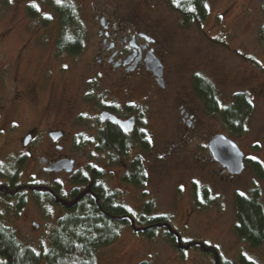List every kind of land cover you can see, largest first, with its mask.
I'll return each instance as SVG.
<instances>
[{"label": "rangeland", "instance_id": "obj_1", "mask_svg": "<svg viewBox=\"0 0 264 264\" xmlns=\"http://www.w3.org/2000/svg\"><path fill=\"white\" fill-rule=\"evenodd\" d=\"M48 1L0 0L3 171H12L15 161L23 158L17 169L21 186L49 188L56 184L67 192L73 173L95 165L99 181L134 214L151 201L153 213L169 217L182 239L216 247L232 264L239 253L263 264L264 245L252 248L234 232L233 193L247 194L257 188L264 207V179H258L245 160L242 172L231 176L207 149L212 136L223 134L245 158L255 156L264 167V42L258 37L264 24L261 0H206L205 20L189 26H182L178 13L164 0H70L84 28L83 47L77 54L59 55H55L57 15L47 6ZM32 3L39 5L36 18L26 11ZM97 16L110 22L118 40L134 32L153 39L152 47L163 64V88L149 73L127 77L111 70L108 55L101 53ZM98 53L100 64L96 62ZM196 73L212 84L220 106L228 104L236 92L249 97L252 111L242 134L230 135L219 117L204 111L192 91L191 79ZM106 105L119 114L128 106L137 108L147 149L132 144L119 157L95 149L101 123L97 113ZM181 105L195 116L189 125L182 121ZM58 130L63 135L53 142L49 132ZM29 133L31 139L23 145ZM136 156L147 173L142 188L121 180ZM60 158L74 161L72 172L45 170ZM195 181L198 188H209L213 198L201 207L194 205L192 197ZM27 194L17 213L12 202L9 207L0 202L3 218L23 245L47 248L63 211L44 201L37 203L29 191ZM144 260L151 264H214L213 257L198 250L188 249L181 255L161 231L152 238L141 236L133 224L123 226L113 242L95 253V264Z\"/></svg>", "mask_w": 264, "mask_h": 264}, {"label": "trees", "instance_id": "obj_2", "mask_svg": "<svg viewBox=\"0 0 264 264\" xmlns=\"http://www.w3.org/2000/svg\"><path fill=\"white\" fill-rule=\"evenodd\" d=\"M180 17L182 26L199 25L205 20L208 8L203 5L206 0H179V6L173 0H164ZM38 5V4H36ZM39 6V5H38ZM47 6L57 15L58 32L55 42V55L61 53L77 54L83 47L84 28L81 24L79 12L70 0H49ZM194 8V11H189ZM30 18L40 14L31 7H27ZM261 13L264 16V0H261ZM44 24L47 20L43 21ZM258 37L264 42V24L260 27ZM264 72V68L262 69ZM191 86L195 95L200 99L204 111L209 115L219 117L222 125L230 135H240L245 131L246 121L252 111L249 97L242 92L231 95L230 101L220 106L212 84L202 75L194 74ZM139 113L138 128L131 134H124L118 125L107 122L105 127L98 130L95 149L123 156L136 144L141 150L147 149L144 132H141ZM264 140V137H263ZM23 158L14 163V169L7 174L0 167V202L10 206L13 203L15 213L25 201L26 196L37 203L42 201L58 206L63 213L52 228L49 245L35 249L23 245L16 237L14 230L8 226L0 209V262L2 264H95L97 249L113 242L120 229L133 224V230L141 236L152 238L159 231L163 237L182 255L185 250H198L213 257L214 264H232L224 259L216 247L207 243L184 240L178 236L169 217L153 213L151 201L144 202L138 214H134L123 203L117 201V194L106 189L99 181L100 172L92 166L77 171L70 178L71 188L63 192L61 187L54 184L51 187L21 186L17 181V169ZM245 162L258 179H264V167L258 160L244 158ZM144 167L140 157H134L121 176L122 182L136 188H142L145 182ZM239 191L233 193L235 209V223L233 225L236 236L248 243L252 248L264 245V207L261 194L253 188L244 196ZM199 194V195H198ZM194 205L201 207L212 201L209 188L192 184ZM203 201V202H201ZM138 264H151L144 260ZM236 264H253L243 253H239ZM256 264V263H255ZM264 264V263H263Z\"/></svg>", "mask_w": 264, "mask_h": 264}, {"label": "flooded vegetation", "instance_id": "obj_3", "mask_svg": "<svg viewBox=\"0 0 264 264\" xmlns=\"http://www.w3.org/2000/svg\"><path fill=\"white\" fill-rule=\"evenodd\" d=\"M97 18H100V16L99 17L97 16ZM104 20H105L104 25L106 26V28L101 26V28L98 31V37L100 38L101 45H102L101 53L103 52V54L108 55L107 62L109 64H111V70L118 72L120 75L127 76V77H130L134 73H138V72L143 71V72L151 74V76L155 80V77L152 74V72L147 70V68L145 66V61H144L145 55L148 51H152V53L156 56L154 48L152 47L153 39L150 38L145 33L134 32V33H130L128 35H122L121 38L118 40V38L115 35H113L111 32L110 22L106 19H104ZM101 53H98L97 57H96V62L98 64L102 63L101 59L99 58V55ZM162 66H163V64H162ZM162 78H163V69H162ZM163 81H164V79H163ZM192 91H193V89H192ZM194 95H195V93H194ZM136 110H137V108L135 106L133 107L131 105V106H128L126 108V110L123 111L122 114H119L117 112L116 108H114L112 106H108V105L103 106L102 108L99 109V111L97 113L99 122H101L98 125L99 129H101L102 127H105L106 123L109 122V121L102 122L99 118V114L102 111H107V112L115 115L117 118H119L121 120H126V119L132 117L134 119V123H133V130L131 132L124 133L123 130L121 129V127L118 124H116V125L119 126V128L121 129V131L124 134L133 133L138 128V123H139V112H137ZM179 112L182 115V121H184L186 124L187 123L190 124V122L192 120H195L194 114L192 112H190L187 108L183 107L182 105L180 106ZM97 122H98V120H97ZM110 123H112V122H110ZM99 129H97V132ZM62 135H63V133H62ZM56 148L60 149V146L56 145ZM73 165H74V163H73Z\"/></svg>", "mask_w": 264, "mask_h": 264}, {"label": "water", "instance_id": "obj_4", "mask_svg": "<svg viewBox=\"0 0 264 264\" xmlns=\"http://www.w3.org/2000/svg\"><path fill=\"white\" fill-rule=\"evenodd\" d=\"M104 22V17H100L99 25L106 28ZM144 61L147 70L152 72L154 75L157 85L163 88V66L160 60L152 53V51H148L145 55ZM99 118L102 122L109 121L118 124L124 133H129L133 130L134 119L132 117L126 120H121L107 111H102L99 114ZM187 124L189 125V123ZM61 136L62 132L59 130L49 132V137L53 142H56ZM30 139L31 133L24 137L23 145H26ZM207 149L211 158L217 162L219 166L223 167L224 170H226L231 176L238 175L242 172L244 168V153L239 149L236 143L227 136L223 134H216L212 136L208 141ZM73 163L74 161L72 159L61 158L48 165L45 170L53 172L64 171L66 173H70L73 171Z\"/></svg>", "mask_w": 264, "mask_h": 264}, {"label": "snow or ice", "instance_id": "obj_5", "mask_svg": "<svg viewBox=\"0 0 264 264\" xmlns=\"http://www.w3.org/2000/svg\"><path fill=\"white\" fill-rule=\"evenodd\" d=\"M61 2H62V0H56V3H57V4H61ZM173 3H175L177 6H179V0H173ZM31 7L35 8L37 11H40L38 5H36L35 3H32V4H31ZM203 7H204V8H208L209 5L205 3V4L203 5ZM188 10H189V11H194L195 9H194V8H189ZM46 19H52V17L46 15ZM262 66H264V65H262ZM66 67H67V65H65V68H66ZM197 75H199V73H197ZM249 103H251V101H249ZM140 131H141V132H144L145 129L142 128V129H140ZM149 142L151 143L150 138H149ZM249 159H251V160H257V157H255V156H251V157H249ZM93 167H96V166L93 165ZM144 175H147V173H144ZM194 183H197V184H198L199 182H198V181H195ZM198 195H199V194H198ZM239 195H240V196H244L245 193L240 192ZM201 202H203V201H201ZM129 211H131V209H130ZM244 255L247 256L246 253H245ZM247 258H248L249 260H252L251 257H247ZM0 264H2V262H0ZM253 264H255L254 261H253Z\"/></svg>", "mask_w": 264, "mask_h": 264}]
</instances>
